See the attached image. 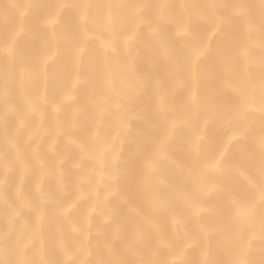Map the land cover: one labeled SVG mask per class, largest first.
I'll return each mask as SVG.
<instances>
[{"label": "snow or ice", "instance_id": "snow-or-ice-1", "mask_svg": "<svg viewBox=\"0 0 264 264\" xmlns=\"http://www.w3.org/2000/svg\"><path fill=\"white\" fill-rule=\"evenodd\" d=\"M0 264H264V0H0Z\"/></svg>", "mask_w": 264, "mask_h": 264}, {"label": "bare ground", "instance_id": "bare-ground-1", "mask_svg": "<svg viewBox=\"0 0 264 264\" xmlns=\"http://www.w3.org/2000/svg\"><path fill=\"white\" fill-rule=\"evenodd\" d=\"M177 2H182V0H177ZM96 180H97L98 186L100 187L101 193H103L104 192L103 180L101 179V177L99 175H97ZM256 243H257V249H256L254 255H255L256 259H259V250H258L259 241H257Z\"/></svg>", "mask_w": 264, "mask_h": 264}]
</instances>
